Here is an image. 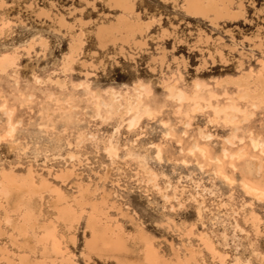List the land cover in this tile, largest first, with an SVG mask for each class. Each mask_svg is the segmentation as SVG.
Segmentation results:
<instances>
[{
  "label": "rangeland",
  "instance_id": "rangeland-1",
  "mask_svg": "<svg viewBox=\"0 0 264 264\" xmlns=\"http://www.w3.org/2000/svg\"><path fill=\"white\" fill-rule=\"evenodd\" d=\"M242 2L245 21L212 27L186 18L181 0H135L140 19H160L146 36L148 44L142 51L131 46L100 52L93 31L109 14L104 3L0 0V14L21 12L23 24L1 35L0 56L12 44L37 36L47 40L43 55L22 58L16 68L0 74V177L3 169L20 181L30 170L37 184L49 182L69 200L77 197L79 186H88L97 202L104 192L109 223H118L130 242L136 226L157 239L153 245L167 264L175 262L172 248L183 260L187 248L199 249V264H218L219 258L226 264H264V88L254 81L260 68L256 63L264 60V0ZM6 4L16 8L3 12ZM37 8L50 12L49 21L32 16ZM52 11L65 15L66 30L58 28ZM175 25L179 29L171 39L158 36L159 27ZM81 32L82 52L64 74L62 57L71 37ZM199 33L208 39H199ZM256 37L263 40L260 49ZM162 52L161 64L151 62ZM48 78L60 79L64 87ZM231 78L246 79L248 89L255 94L261 89V96L243 99L241 89L226 83ZM173 84L185 94L182 102L168 98L165 87ZM110 92L132 103L139 94V111L148 114L128 128L132 114L104 106L112 103ZM251 139L257 141L256 149ZM108 141L115 147L112 155ZM66 169L71 173L56 176ZM244 185L262 195V202L246 194ZM54 201L49 188L36 197L32 209H39L41 222L55 220ZM13 205L7 218L0 209V264H30L23 254L40 260L42 249L36 240L34 249L23 244L14 229L23 219ZM254 216L258 234L251 226ZM86 220L83 214L69 231L63 223L55 224L65 253L54 264H114L94 256L86 261L81 255L89 237ZM202 236L215 254L200 245Z\"/></svg>",
  "mask_w": 264,
  "mask_h": 264
},
{
  "label": "bare ground",
  "instance_id": "bare-ground-1",
  "mask_svg": "<svg viewBox=\"0 0 264 264\" xmlns=\"http://www.w3.org/2000/svg\"><path fill=\"white\" fill-rule=\"evenodd\" d=\"M96 2H102L109 6L110 9H116L120 13L115 17L114 20H107L106 22L99 23L96 26L94 33V39L96 40L97 46L101 49L105 48L107 44H114L115 42H120L121 44H128L129 41H134L135 34H141L143 27L148 29L149 26L154 22L152 19L151 22L143 23L140 19L139 12L135 11L134 3L135 0H94ZM173 2V1H172ZM88 5L92 6L93 2H88ZM40 10L39 16H44L48 18V11L43 10V8H38ZM181 11L185 16L192 19H199L209 23L212 27H217L220 22H229L235 23L238 21H245V7L242 0L233 4V0H181ZM132 16H134L132 18ZM57 26L58 28H66L67 24L63 16L57 17ZM159 20V19H158ZM80 21L81 26L85 24ZM0 36L4 27H8L9 22L3 23L0 19ZM55 33H58L56 31ZM161 37L168 38L170 33L166 29H162ZM82 32L78 33L77 36L71 37V40L68 45L67 53L62 57L61 61V71L66 73L76 62L77 57H79L82 52V47L84 42L82 40ZM208 39V36L205 34H198V38ZM81 38V39H80ZM249 40V38H244ZM138 41H134L136 44ZM257 49H260L263 46V40L256 37L254 40ZM47 40L40 38L39 45L46 50ZM144 44V43H143ZM134 45L132 44V47ZM131 48V46H130ZM33 49V41H30L28 47L23 49L25 56L29 57L31 50ZM120 51H123V48L120 47ZM38 56V55H37ZM163 52L160 55V59L152 57L151 62L162 63ZM19 55L14 53L8 54L4 53L0 56V74H6L8 71L13 70L17 66L19 60ZM218 57L223 59L221 52H218ZM210 58V57H209ZM87 66L94 68L91 62H85ZM205 64V61L201 65ZM260 68L254 74V81L260 84L261 89L264 88V60L258 59L256 63ZM154 69H151L153 71ZM86 77L92 76L93 73L85 72ZM250 76V73L246 75ZM224 81V78L221 81ZM246 80V79H245ZM243 79L231 78L230 81H226L228 85H235L243 91V99L251 98L254 99V96H261L262 90H258L255 93H252L248 89L249 83L245 82ZM37 83H40L39 78H35ZM53 84H57L59 87H64L63 82L56 79H47ZM165 90L169 93L168 98L176 99L180 102L185 100V94L180 92L175 84L168 85L165 87ZM110 100L112 103L110 105H104L108 110L112 106L123 107L125 114H132L131 119L128 121V128L136 125V123L141 119L143 115H147V111L141 110V101L139 100V94L134 103L129 99L123 100V96H118L115 93L110 92ZM145 93H149L148 90H145ZM255 94V95H254ZM123 101V104L120 103ZM231 108L235 110L232 105ZM99 107L97 106V111ZM220 109L215 110L214 113H218ZM227 115H225V120ZM250 144L252 148L256 149L258 143L256 140L251 139ZM193 148H197L196 145ZM107 152L109 155L115 153V147L112 145L111 141H108ZM159 154V153H158ZM58 176L71 173L69 170H60ZM33 173L28 170L27 176L21 178V182L17 181V175L12 171H1L0 177V209L2 210L3 215L8 217L10 209H14L17 213H20L22 217V224L14 228L19 234L22 235V242L26 247L32 249L35 246L32 245V242L36 240V243L42 249L41 259L32 260L29 255L23 254V258L26 262L30 264H54L55 259L58 260L59 256L64 255L65 250L62 248V243L55 229V224L57 222L63 223L67 230L71 228L72 222L78 223L80 217L83 214H86V229L89 232V237L85 238L84 242V252L81 255L86 261H89L90 256H94L98 260L106 261L107 263L114 264H167V259L160 255L159 250L153 245V240L155 238L148 237V235L138 226L136 234L131 238V242L128 241V237L122 232L121 227L118 223L110 224L108 216L105 212V209H108V196L103 192L101 195V201L97 202L92 196V192L89 190L88 186H79L77 197L69 200L62 190L49 182L40 180L37 184L34 181ZM68 178V176L66 177ZM49 188L50 191L54 194L55 201L52 203V209L57 213L54 221L41 222L38 219L39 209L34 211L32 205L39 195L42 193V190ZM244 190L246 194L251 195L257 203H261L263 196L256 194L255 190L248 185H244ZM25 193L31 195L29 199L26 200ZM165 199L167 197L165 196ZM88 206L89 211L85 210V207ZM79 210V213L77 212ZM256 218L252 217L251 226L253 227L255 233H259L258 226L256 223ZM2 230L0 229V233ZM18 234V235H19ZM190 235V232L188 233ZM157 240V239H155ZM200 245L207 250L210 254H215L212 243H210L203 236L199 237ZM173 256L175 262L173 264H199L197 261V256H200L201 251L198 249L194 250L192 248H187V256L185 259H181L177 250L172 248ZM5 258H7L5 256ZM70 261V260H69ZM218 264H226L223 258L217 259Z\"/></svg>",
  "mask_w": 264,
  "mask_h": 264
},
{
  "label": "crops",
  "instance_id": "crops-1",
  "mask_svg": "<svg viewBox=\"0 0 264 264\" xmlns=\"http://www.w3.org/2000/svg\"><path fill=\"white\" fill-rule=\"evenodd\" d=\"M99 3V2H98ZM105 4V3H104ZM106 5V4H105ZM106 7V11H108L109 12V14H105V15H103V16H111L110 18L108 17V21L109 20H114L115 19V17L120 13L118 10H116V9H110L109 8V6L108 5H106L105 6ZM13 8H16V7H14L13 5H8V4H6V8H4L3 9V12L4 11H8V12H10V10H12ZM134 9H135V11H137V8H136V4L134 3ZM1 10V9H0ZM43 10H45V11H48L47 9H44L43 8ZM65 12V11H64ZM40 10L37 8V10H36V12L35 13H33V17L34 18H36V16L35 15H37L38 16V19L36 18V20H39V21H41V22H44L45 21V23H46V21H49V19L48 18H46V17H44V16H39L40 15ZM48 13V17H51L50 16V12L48 11L47 12ZM60 13V12H59ZM59 13H54L53 11H52V13H51V15H54L55 14V16H56V21L58 20L57 19V17L58 16H63V18H64V14L63 15H61V14H59ZM114 13V14H113ZM113 14V15H112ZM1 17H4V19L2 20V22L3 23H5V22H9V26L8 27H4V29H3V31H2V34H3V36L5 37V34L7 35L8 33H9V31L11 30L12 32L14 31V27L15 26H18V25H23L21 22H20V20H22V14H21V12H18V11H16L15 13H14V15H3V14H0V18ZM186 18H190V17H187L186 16ZM154 20V22L149 26V28L148 29H145L144 27L142 28L143 29V31H142V33L139 35V34H135L134 35V41H138L136 44H134L133 42L134 41H129V43L126 45V44H121L120 42H115L114 44H107V46L105 47V48H103V49H101V48H99L98 46H97V43H96V40L94 39V41H95V47H96V49L98 50V51H100V52H104L105 50H107V49H109V48H120V47H122L123 48V50H125L126 51V49L127 48H129L130 46H132V44L136 47V48H138L140 51H142L144 48H145V45H147L148 44V40H149V38L148 37H146L148 34H150V31L151 30H153L154 28H156L157 26H159V18H148V19H141V21H143V23H146V22H151V20ZM159 19V20H158ZM190 19H192V18H190ZM65 21H66V19H64ZM106 19H105V21L104 22H106L107 21ZM161 22V21H160ZM66 23H68L67 21H66ZM207 23V22H206ZM208 25H209V23H207ZM0 25H1V23H0ZM98 25V24H97ZM96 28V27H95ZM173 28V29H172ZM170 30L169 29H166L169 33H170V35L171 34H174L175 35V33H176V31L179 29V25H175V26H173ZM66 30V28H61V30ZM162 29H165V28H163V27H159V33H158V36L159 37H161V31H162ZM95 30L96 29H94V31H93V36H94V33H95ZM1 34V35H2ZM3 36H0V40H2V38H4ZM171 37V36H170ZM170 37H168V38H163V40H169V39H171ZM40 38H43V37H41V36H37V37H35V38H33V39H28L24 44H22V45H19V46H17V47H15V45H11V47L10 48H12L10 51H7V52H5V53H8V54H11V53H16V54H18L19 56H20V58H19V60H18V62L20 61V59H22V58H28V57H26L25 56V52H24V50L23 49H25V48H27L28 47V44H29V42L32 40L33 41V49L31 50V54H30V56L31 57H33V56H36V55H43L44 54V52H45V50L39 45V41H40ZM43 39H45V38H43ZM46 40V39H45ZM144 43V44H143ZM35 53V54H34ZM2 54H4V53H2ZM1 54V55H2ZM17 62V63H18Z\"/></svg>",
  "mask_w": 264,
  "mask_h": 264
}]
</instances>
